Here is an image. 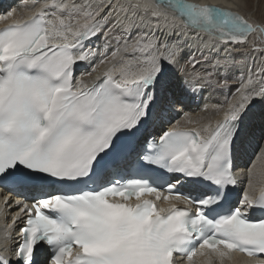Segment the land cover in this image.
I'll use <instances>...</instances> for the list:
<instances>
[{"label": "snow or ice", "instance_id": "6c2138e0", "mask_svg": "<svg viewBox=\"0 0 264 264\" xmlns=\"http://www.w3.org/2000/svg\"><path fill=\"white\" fill-rule=\"evenodd\" d=\"M25 6L31 11L0 27V185L32 195L15 202L19 211L3 233L0 264H180L177 257L187 264H236V253L264 264L257 259L264 254V149L257 155L261 166L254 161L247 169L239 197L233 171L245 117L264 102V67L235 78L232 96L212 106L219 119L181 108V119L163 129L189 85L193 92L231 87L198 70L193 54L180 68L190 77L180 89L170 68L182 49L169 36L192 30L230 51L253 25L227 7L189 0H31ZM114 14L103 49L85 48ZM157 30L166 31L163 40ZM97 56L91 71L75 75L79 62ZM149 128L159 135H145ZM141 161L161 176L149 175ZM21 218L19 240L11 244Z\"/></svg>", "mask_w": 264, "mask_h": 264}, {"label": "bare ground", "instance_id": "6f19581e", "mask_svg": "<svg viewBox=\"0 0 264 264\" xmlns=\"http://www.w3.org/2000/svg\"><path fill=\"white\" fill-rule=\"evenodd\" d=\"M41 2H43V0H41ZM75 2L80 3L81 0H75ZM189 2L196 4H213L219 7H227L231 11L240 13L242 16H244L246 20H248L249 23L253 25L255 29V31L249 33L246 41L251 40V38L253 37H256V38H260L264 42V31H262L264 27H262L260 23H256L259 22L258 17H256L253 13H249L252 11H248L246 9L247 7H249V5L245 8L244 7L245 5H241L239 0H189ZM25 3L30 4L31 0H0V16L5 15L9 11L15 10L13 17H11L9 20L0 19V27H3L6 23H9L11 19L18 18L19 16L27 13L28 11H31L29 7L25 6ZM167 11L169 15L173 14L171 9H167ZM244 11L247 12L250 17H248V15L246 16ZM104 14L107 15V12H105ZM251 19H254L255 22H250ZM114 20H115V14L111 18L109 24L104 27L103 31L99 35L85 42L84 45L85 48L91 47L97 50L103 49L105 43L104 33L108 31V28L111 27V22ZM153 23H155V21H153ZM137 31L138 29L133 30L131 35L134 37L137 34ZM144 31L147 32L148 29L146 28L144 29ZM118 34H120L119 29L115 30L112 33L113 36ZM155 35L160 40H163L166 35V31L157 30ZM196 35L197 34L194 31L190 30V34L187 37L177 36L176 34H171L169 36L170 41L178 40L179 47L182 49L179 63L174 67L170 68V72L173 75L174 82L180 89L184 88L183 81L185 79L190 80V77H187L185 74H182L180 72V68L186 66L188 57L193 54L195 55L196 58H200V60L205 61L204 63L202 62L201 64L197 65L198 66L197 69L201 71L208 70L210 72H213V79L217 82L222 81V79H229L230 74L232 75L234 72H235V76L241 75L240 70L243 71V68L241 67L242 69L239 70L240 73L236 71L237 69L233 67L234 65H231V63L233 62V58L234 60L237 58H241L243 56L242 55L243 53H247V55L251 58L255 57V54H258L257 51L247 50L248 48L245 42L243 44H238V45H228V49H230V51H228L224 46L221 45L212 47L210 38L206 34H200L202 39H197ZM109 41L112 47L114 48L115 41L112 40L111 37H109ZM110 52H111V48L109 50V55ZM218 53H220L219 56L216 55ZM215 56H217V58ZM98 60H99V56H97L96 59L92 60L91 62H79L76 66L75 75L77 77H80L82 74L91 71V68L97 64ZM217 61H219L218 63L219 65L213 67L212 65ZM244 62L245 60H243V63ZM236 72H238V74H236ZM94 74L95 73H93L92 75ZM247 74L248 71L246 74H243L245 78H247ZM220 75L225 78H220ZM84 78L86 80L90 79L86 75L84 76ZM192 83H196V82H192ZM231 84H232L231 87L226 92L223 90H213L214 88L212 89L211 85L200 87L195 92H193L191 90V85H189L188 89L182 92V98L184 100V103L182 105L177 104L175 106L176 112L169 113V117H170L169 122L163 125V129L166 130L167 128L171 127L172 124L176 123V121L181 119V116L183 114L181 111H179V109L181 108H183V111L191 112L193 115L199 114L201 116H212L213 119H219L220 115H215L212 112V106L222 104L224 102L225 96L228 97L232 96V94L235 92L236 87H238V82L234 80L231 82ZM205 106L208 107V112L202 111V109H204ZM192 126L193 125H188V127H192ZM149 133H151V135L157 136L159 135V130L154 132L151 128H149L145 133V135H148ZM151 135H149V137ZM242 135H243V148L242 149L237 148L236 150H234V155H233L234 174L237 176L239 181L237 186L238 187L237 195L243 194L244 188L247 186V169L250 166H252L254 161L256 162L257 167H260L262 164L261 161L257 160V155L261 153L262 149H264V102L257 101L249 109L248 114L245 117L244 131ZM239 143L240 142H238V144ZM135 155H136L135 152L131 153L132 158L135 157ZM17 194L19 193L8 192L0 195V212H1L0 216L2 218V221L6 223L4 225L5 227L4 230L0 232V239H1L0 243L5 242L3 240V233L5 231H8V225H7L8 221H12V217L15 216L16 212H18L19 208L15 206V202L17 200H20L21 197H18ZM28 194L32 195L31 193ZM5 197H8L9 200L7 206H5ZM160 205L161 206L163 205L162 201L160 202ZM2 207L3 209L1 210ZM21 227H23L22 218L19 220L17 225L14 227V229L11 230L10 241H8L9 243L15 244L16 242H18L19 231ZM235 256H236V264L246 263V259L244 256H240L237 253L235 254ZM180 264L182 263L180 262Z\"/></svg>", "mask_w": 264, "mask_h": 264}, {"label": "rangeland", "instance_id": "374dc122", "mask_svg": "<svg viewBox=\"0 0 264 264\" xmlns=\"http://www.w3.org/2000/svg\"><path fill=\"white\" fill-rule=\"evenodd\" d=\"M239 1H240V4L241 5H245L244 6L245 8L249 5V7H247L246 9L248 11H252V12H249V13H253L256 17H258L259 22H256V23H260L261 26L264 27V15H262V14H264V0H250V1H248V0H239ZM244 13L246 14V16L248 15V17H250L247 12L244 11ZM250 22H255V20L254 19H251ZM245 43L247 44L246 45L247 48H248L247 50L253 51L252 50V45H256L260 49H264V42L260 38L253 37V38H251V40L245 41ZM262 43H263V45H262ZM257 52H258L259 55L258 54H255V57H252V58L249 57L247 55V53H243L242 54L243 56L241 58H237L235 60L233 58V62L231 63V65H234L233 67L236 68L237 69L236 71H238V72H239L240 69L243 68V71L240 70L241 74H246L247 71H249V69H251V71H253L254 73H256L258 69H260L261 67H264V63H263L264 62V50H262L261 52L260 51H257ZM216 55L219 56L220 53H218ZM217 56H215V57L217 58ZM247 56H248V58H247ZM196 59L199 60V61H201V63L202 62L203 63L205 62L204 60H200V58H196ZM262 59H263V61H262ZM243 60H245L244 63H243ZM251 62H252V64H251ZM216 65H219V64H216ZM206 71H208V70H206ZM238 72H236V74H238ZM222 75H224V74H222ZM236 77H239V76L238 75L235 76V72L232 75L230 74V78L227 79L229 81L230 85H232L231 84L232 81L236 80L235 79ZM220 78H225V77H222L220 75ZM222 80H224V79H222ZM211 87H212V89L214 88L213 90H220L215 85H211Z\"/></svg>", "mask_w": 264, "mask_h": 264}]
</instances>
